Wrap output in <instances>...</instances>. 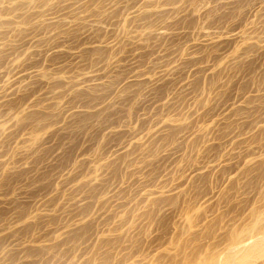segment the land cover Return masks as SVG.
<instances>
[{"label":"rangeland","instance_id":"374dc122","mask_svg":"<svg viewBox=\"0 0 264 264\" xmlns=\"http://www.w3.org/2000/svg\"><path fill=\"white\" fill-rule=\"evenodd\" d=\"M262 232L264 0H0V264H264Z\"/></svg>","mask_w":264,"mask_h":264},{"label":"bare ground","instance_id":"6f19581e","mask_svg":"<svg viewBox=\"0 0 264 264\" xmlns=\"http://www.w3.org/2000/svg\"><path fill=\"white\" fill-rule=\"evenodd\" d=\"M43 75H45V74H43ZM262 233H263V232H262ZM263 234H264V233H263ZM261 236H263V235H261ZM263 238H264V237H263ZM263 245H264V244H263ZM262 247H263V246H262ZM257 248H258V247H257ZM259 248H260V247H259ZM263 248H264V247H263ZM263 248H261V249H263ZM248 252H249V250H248ZM251 252H252V251H251ZM238 255H239V254H238ZM236 256H237V255H236ZM252 256H253V254H252ZM252 256H251V257H252ZM246 260H248V259H246ZM246 260H245V261H246ZM250 260H251V259H250ZM250 260H249V261H250ZM243 262H244V261H243ZM246 262H247V261H246ZM241 263H242V262H241ZM215 264H217V263H215Z\"/></svg>","mask_w":264,"mask_h":264}]
</instances>
